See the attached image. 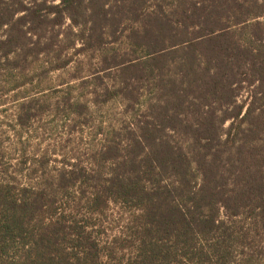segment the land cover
I'll use <instances>...</instances> for the list:
<instances>
[{"label": "trees", "instance_id": "trees-1", "mask_svg": "<svg viewBox=\"0 0 264 264\" xmlns=\"http://www.w3.org/2000/svg\"><path fill=\"white\" fill-rule=\"evenodd\" d=\"M10 96L0 264H264V0H0Z\"/></svg>", "mask_w": 264, "mask_h": 264}, {"label": "rangeland", "instance_id": "rangeland-1", "mask_svg": "<svg viewBox=\"0 0 264 264\" xmlns=\"http://www.w3.org/2000/svg\"><path fill=\"white\" fill-rule=\"evenodd\" d=\"M5 101H6V103H5ZM5 101H3L0 104V116H1V119L3 121H7V115L12 114V112L14 113V110H15V107H14L15 102H14L13 97L10 96ZM4 109L7 110V112H3ZM122 221H123V219L121 220V222ZM116 224H117V226L119 225L118 222H113V223H111L110 226L117 227Z\"/></svg>", "mask_w": 264, "mask_h": 264}]
</instances>
